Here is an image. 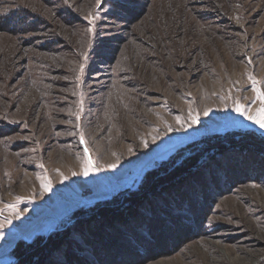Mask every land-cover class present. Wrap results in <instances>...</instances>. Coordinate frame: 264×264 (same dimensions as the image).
<instances>
[{
	"label": "rangeland",
	"instance_id": "obj_1",
	"mask_svg": "<svg viewBox=\"0 0 264 264\" xmlns=\"http://www.w3.org/2000/svg\"><path fill=\"white\" fill-rule=\"evenodd\" d=\"M260 91L264 0H0V264L38 237L57 242L30 264H264L250 148L210 151L116 218L91 209L188 143L264 136L237 111Z\"/></svg>",
	"mask_w": 264,
	"mask_h": 264
},
{
	"label": "trees",
	"instance_id": "obj_2",
	"mask_svg": "<svg viewBox=\"0 0 264 264\" xmlns=\"http://www.w3.org/2000/svg\"><path fill=\"white\" fill-rule=\"evenodd\" d=\"M25 17H27L25 14H20L15 19L18 23L24 21ZM235 145H239V148H250L264 154V136L256 131L229 130L217 135L203 137L198 141L188 143L185 147L179 148L174 153L175 155H172L167 161L148 170L144 179L136 188L123 191L115 198L99 201L91 209L99 215H105L104 217L107 218L121 216L131 206L140 203L141 197L147 194L150 195L158 189L167 190L174 183L179 182L181 178L190 174L192 169L198 166L201 158L210 151L217 149L219 151L227 150ZM57 236L59 235L54 237ZM52 239L49 242L45 239L40 240L39 237L30 242L20 240L13 249L14 254L21 260L19 264H30L35 261L36 257L38 259L47 245L56 244L57 241L55 242Z\"/></svg>",
	"mask_w": 264,
	"mask_h": 264
},
{
	"label": "snow or ice",
	"instance_id": "obj_3",
	"mask_svg": "<svg viewBox=\"0 0 264 264\" xmlns=\"http://www.w3.org/2000/svg\"><path fill=\"white\" fill-rule=\"evenodd\" d=\"M259 99L262 101V103H264V91L259 92ZM237 111L241 112V114L243 115H246L250 121H253L254 123L258 124L261 128H264V106H262L255 115H248L246 109L243 106H239L237 108ZM112 167H115V165H112ZM88 173L89 170L86 169L84 175H88ZM46 190H50V187Z\"/></svg>",
	"mask_w": 264,
	"mask_h": 264
},
{
	"label": "bare ground",
	"instance_id": "obj_4",
	"mask_svg": "<svg viewBox=\"0 0 264 264\" xmlns=\"http://www.w3.org/2000/svg\"><path fill=\"white\" fill-rule=\"evenodd\" d=\"M46 192H44V194H45ZM44 194L40 197V199H42L43 198V196H44Z\"/></svg>",
	"mask_w": 264,
	"mask_h": 264
}]
</instances>
